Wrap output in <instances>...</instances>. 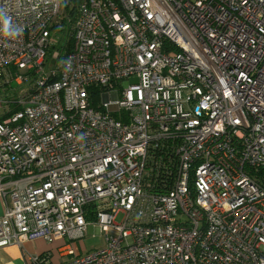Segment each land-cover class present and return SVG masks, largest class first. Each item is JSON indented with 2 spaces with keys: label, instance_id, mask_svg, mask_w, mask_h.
Here are the masks:
<instances>
[{
  "label": "built area",
  "instance_id": "obj_1",
  "mask_svg": "<svg viewBox=\"0 0 264 264\" xmlns=\"http://www.w3.org/2000/svg\"><path fill=\"white\" fill-rule=\"evenodd\" d=\"M0 91V247L264 264V0H0Z\"/></svg>",
  "mask_w": 264,
  "mask_h": 264
},
{
  "label": "crops",
  "instance_id": "obj_2",
  "mask_svg": "<svg viewBox=\"0 0 264 264\" xmlns=\"http://www.w3.org/2000/svg\"><path fill=\"white\" fill-rule=\"evenodd\" d=\"M2 212L3 202L0 197V215ZM52 246L53 244L48 243L43 239L23 241L19 245L16 243H10L6 246L0 247V264H31L27 257H38L44 254L48 255V258L52 263H56L60 258L51 250ZM64 259L61 257V260Z\"/></svg>",
  "mask_w": 264,
  "mask_h": 264
},
{
  "label": "rangeland",
  "instance_id": "obj_3",
  "mask_svg": "<svg viewBox=\"0 0 264 264\" xmlns=\"http://www.w3.org/2000/svg\"><path fill=\"white\" fill-rule=\"evenodd\" d=\"M24 86L26 85L24 84ZM16 91H19V88H16ZM93 100L96 104L99 103L100 95H95ZM66 243L70 244L76 252L78 251L81 254H85L104 247L105 237L102 233L98 232L97 225L89 223L87 225L86 233L81 239L67 241ZM64 258L65 257H63V259Z\"/></svg>",
  "mask_w": 264,
  "mask_h": 264
}]
</instances>
